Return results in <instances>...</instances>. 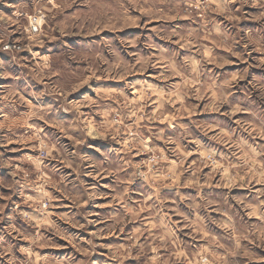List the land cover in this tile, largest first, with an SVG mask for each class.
I'll return each instance as SVG.
<instances>
[{
    "label": "rangeland",
    "instance_id": "obj_1",
    "mask_svg": "<svg viewBox=\"0 0 264 264\" xmlns=\"http://www.w3.org/2000/svg\"><path fill=\"white\" fill-rule=\"evenodd\" d=\"M0 264H264V0H0Z\"/></svg>",
    "mask_w": 264,
    "mask_h": 264
}]
</instances>
